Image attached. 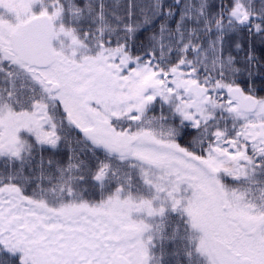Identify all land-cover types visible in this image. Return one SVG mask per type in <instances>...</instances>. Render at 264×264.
Segmentation results:
<instances>
[{
    "label": "snow or ice",
    "instance_id": "snow-or-ice-1",
    "mask_svg": "<svg viewBox=\"0 0 264 264\" xmlns=\"http://www.w3.org/2000/svg\"><path fill=\"white\" fill-rule=\"evenodd\" d=\"M0 264H264V0H0Z\"/></svg>",
    "mask_w": 264,
    "mask_h": 264
}]
</instances>
